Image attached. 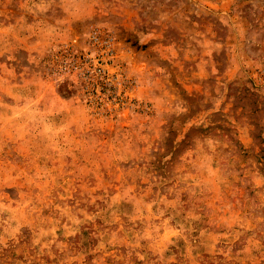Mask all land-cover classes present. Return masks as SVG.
I'll list each match as a JSON object with an SVG mask.
<instances>
[{
    "label": "rangeland",
    "instance_id": "374dc122",
    "mask_svg": "<svg viewBox=\"0 0 264 264\" xmlns=\"http://www.w3.org/2000/svg\"><path fill=\"white\" fill-rule=\"evenodd\" d=\"M0 264H264V0H0Z\"/></svg>",
    "mask_w": 264,
    "mask_h": 264
}]
</instances>
